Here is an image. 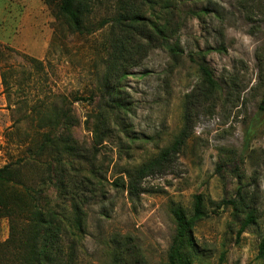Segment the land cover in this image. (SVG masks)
<instances>
[{"label":"rangeland","instance_id":"obj_1","mask_svg":"<svg viewBox=\"0 0 264 264\" xmlns=\"http://www.w3.org/2000/svg\"><path fill=\"white\" fill-rule=\"evenodd\" d=\"M82 2L77 33L59 0H0V169L40 142L53 106L63 107L73 125L57 135L73 145L71 175L88 197L81 264H114L121 237L127 264H166L171 209L190 211L195 195L205 197L209 217L194 230V264H264V126L248 146L246 133L264 92V0ZM201 66L219 89H204ZM186 114L181 149L137 177L131 194L126 171L170 148ZM38 166L24 167L30 183L50 179ZM50 186L43 182L36 198L56 203ZM229 199L243 202L218 207ZM245 206L257 224L238 238ZM8 237L2 218L0 242Z\"/></svg>","mask_w":264,"mask_h":264},{"label":"trees","instance_id":"obj_2","mask_svg":"<svg viewBox=\"0 0 264 264\" xmlns=\"http://www.w3.org/2000/svg\"><path fill=\"white\" fill-rule=\"evenodd\" d=\"M83 6L82 0H59L57 5L58 13L67 19L77 33H82L84 29ZM158 32L163 34L160 29ZM169 48L172 52L176 51L175 47L169 46ZM200 72L205 90L219 89L207 67L201 66ZM3 81L4 84L8 83L6 75H3ZM115 103L117 106H122L119 99H116ZM51 112L47 121L51 131L44 133L40 142L29 145L24 157L11 161L0 169V219L5 218L9 222V237L6 241L0 242V264H81L78 252L87 234L85 206L88 197L84 196L79 182L71 175L74 165L71 164L69 156L74 153V147L57 135L63 127L68 128L73 125L71 114L57 105L53 106ZM44 120L46 122L47 119L41 118L40 123L42 124ZM189 122L190 118L186 114V127L170 148L163 150L157 157L141 166L126 171L130 180L128 191L131 194H134L138 187L137 177L141 179L143 175L160 166L171 152H178L181 149L188 137ZM263 126L264 92L258 112L247 127V146L257 130ZM52 162H56L54 166L58 167L54 171H52ZM29 164H39L38 167H44V174L50 179L30 183L24 174V167ZM43 182L45 186L51 185V188L55 186L59 191V200L56 203H49L47 196L36 198L35 191ZM122 188H125V185H122ZM237 193L242 197V189ZM242 202L243 199L222 200L218 207L231 206L237 210ZM245 207L249 209L248 206ZM171 213L176 230L168 250L166 264H194L200 256L194 230L199 223L209 217L206 199L203 195H195L190 211L181 205H174ZM255 224H257L256 212L249 209L237 233L238 238L247 228ZM116 242L120 250L116 251L114 264H127L128 255L131 257V252L127 251L128 241L125 237H121ZM258 258L264 260V238L259 245Z\"/></svg>","mask_w":264,"mask_h":264}]
</instances>
